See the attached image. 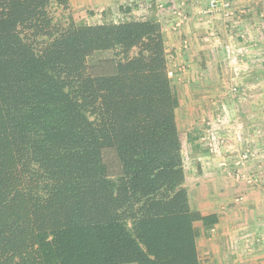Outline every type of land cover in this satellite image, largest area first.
Masks as SVG:
<instances>
[{
    "label": "trees",
    "instance_id": "1",
    "mask_svg": "<svg viewBox=\"0 0 264 264\" xmlns=\"http://www.w3.org/2000/svg\"><path fill=\"white\" fill-rule=\"evenodd\" d=\"M56 10L0 0V264H201L161 23Z\"/></svg>",
    "mask_w": 264,
    "mask_h": 264
},
{
    "label": "crops",
    "instance_id": "2",
    "mask_svg": "<svg viewBox=\"0 0 264 264\" xmlns=\"http://www.w3.org/2000/svg\"><path fill=\"white\" fill-rule=\"evenodd\" d=\"M256 2L234 3L236 10L250 9L236 26L257 47L248 49L249 62L243 65L249 64L248 74L239 80L246 92L239 96L228 91L233 81L224 47L243 44L223 18L207 16V0H75L74 4L90 5L95 11L128 8L121 13L132 18L139 14L136 5L142 4V20L153 17L161 23L178 99L175 121L189 204L201 215L217 217V223L197 240L201 264H264V45L255 29L264 27V22L254 16L257 6H264ZM219 116L222 123H214ZM207 123L225 146L211 147L203 139ZM245 154L250 157L242 161Z\"/></svg>",
    "mask_w": 264,
    "mask_h": 264
},
{
    "label": "rangeland",
    "instance_id": "3",
    "mask_svg": "<svg viewBox=\"0 0 264 264\" xmlns=\"http://www.w3.org/2000/svg\"><path fill=\"white\" fill-rule=\"evenodd\" d=\"M235 1L236 0H232L231 8H230V11L233 14V16L225 17L223 14L224 12L222 10H220L219 12L211 16L219 15L221 18L225 20L224 22L227 23L228 29H232L233 31L237 33V36L239 35L238 39L243 44V46L242 48H233L232 49L233 52L239 53L240 51H244V50L246 51L244 56L241 57V59H239L235 65H229L228 63H226L228 68L232 70L231 80L233 81V84L229 87L228 91L233 96H239V95H244L246 92L245 87L241 86V84L239 83V80L242 79V77H244L246 74H248L249 64L248 66H243V65H246V61L249 62V58H248L249 50L248 49H252V47L256 43L254 41H251L248 38L249 37L248 34L245 35V33L238 31V27L236 26L237 24L236 20L239 19L240 16L242 17L245 15H250L251 12H250V9L248 8L236 10L234 6ZM256 1H257L256 3H259L260 6H264V4H262L264 3V0H256ZM208 2L209 0H207V6L205 8V11L208 9ZM139 3H142V2H139ZM74 4H75V0H71V2H69V11L67 12H61L60 10H56L54 13V18H55L54 20L65 23L66 21H68V18L71 17V20H73L75 23L87 24V25L109 23V22L118 23V22L129 21V20H142V4L139 6L136 5V8H137L136 11H139V14L137 16L136 15L133 16V18L132 16H126L121 13L125 11L123 7L117 8L114 11H112L111 9H107V8H101V10L95 11V9L90 7V5L89 6L85 5L84 7L82 6L76 7ZM122 8L123 10H120ZM254 11H255V14H254L255 18L258 17V19L264 22V8L257 6V8ZM207 16L209 15L207 14ZM262 25L257 26L255 29L258 33L257 36L261 34L260 36L261 38L259 42L260 43L263 42V45H264V27ZM231 26H233V28H230ZM240 36H243V37L241 38ZM253 48L256 49L257 47L254 46ZM111 55H112V52H103V53L96 55L95 59L106 58V57H110ZM224 58H225V54H224ZM249 157H250V154H249Z\"/></svg>",
    "mask_w": 264,
    "mask_h": 264
},
{
    "label": "built area",
    "instance_id": "4",
    "mask_svg": "<svg viewBox=\"0 0 264 264\" xmlns=\"http://www.w3.org/2000/svg\"><path fill=\"white\" fill-rule=\"evenodd\" d=\"M231 3H232V0H209L208 2V9L205 11L206 14H208L209 16L219 12L220 10H222L224 13V16L225 17H231L233 16V14L231 13L230 11V8H231ZM239 36V35H238ZM241 38L243 36H240ZM245 50L244 51H240L239 53L238 52H233V50L229 47V46H225L224 47V53H225V61H227V63L229 65H235L237 63V61L239 59H241V57L244 56L245 54ZM173 76V73L171 71H168V77L169 78H172ZM214 123L216 124H221L222 123V116H219L217 117L215 120H214ZM211 125L210 123H207V126H208V130H207V136L204 138V140H207V141H210L211 142V147H214L216 144H218L219 146H225V143H223V140L221 138H218L216 135L213 136L211 134ZM214 145V146H213ZM249 157L248 154H245L242 156V161H245L247 160ZM247 183H252L251 180H248Z\"/></svg>",
    "mask_w": 264,
    "mask_h": 264
}]
</instances>
